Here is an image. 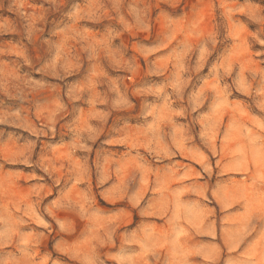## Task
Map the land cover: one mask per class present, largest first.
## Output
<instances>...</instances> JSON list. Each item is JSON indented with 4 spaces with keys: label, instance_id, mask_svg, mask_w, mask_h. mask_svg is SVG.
Masks as SVG:
<instances>
[{
    "label": "clouds",
    "instance_id": "obj_1",
    "mask_svg": "<svg viewBox=\"0 0 264 264\" xmlns=\"http://www.w3.org/2000/svg\"><path fill=\"white\" fill-rule=\"evenodd\" d=\"M0 264H264V0H0Z\"/></svg>",
    "mask_w": 264,
    "mask_h": 264
}]
</instances>
